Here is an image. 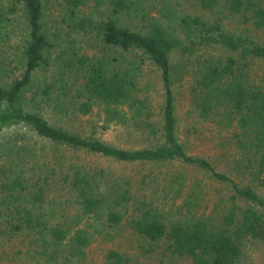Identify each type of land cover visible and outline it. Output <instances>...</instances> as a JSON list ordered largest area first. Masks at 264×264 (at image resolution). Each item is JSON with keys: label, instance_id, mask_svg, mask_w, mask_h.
<instances>
[{"label": "trees", "instance_id": "1", "mask_svg": "<svg viewBox=\"0 0 264 264\" xmlns=\"http://www.w3.org/2000/svg\"><path fill=\"white\" fill-rule=\"evenodd\" d=\"M261 34L264 0H0V264H91L121 230L161 264H264Z\"/></svg>", "mask_w": 264, "mask_h": 264}, {"label": "rangeland", "instance_id": "2", "mask_svg": "<svg viewBox=\"0 0 264 264\" xmlns=\"http://www.w3.org/2000/svg\"><path fill=\"white\" fill-rule=\"evenodd\" d=\"M49 13H52V15L54 14L51 11H49ZM260 36L264 39V34H261ZM181 63L182 60L180 59V57L178 55H174L173 65L176 69L181 67ZM150 75H152V77L147 78H150L151 81H153L154 83L157 82L158 77H153L155 76V73L153 71L150 73ZM186 81L187 77H180L179 80H176L174 85L176 91L177 109L178 113L181 116L184 115V112L187 110V100L184 93V86ZM151 92H153L154 95L155 91L152 90ZM115 129H111V131H108L105 134V138L111 141H118V138L116 136V131L118 132V130ZM197 135L199 138L190 137V145L191 147H193V152L201 155H214L215 151H217L216 145L219 141V137L214 131V129L212 128L208 131L203 132V134ZM110 164L118 173L120 171H123L125 173H131L132 170H135L134 167L130 165H122L119 163ZM144 243L145 241H143L137 235H134V233H132L130 230H121L112 240L97 239L89 249V259L91 264H109L105 260V252L108 249H117L126 254L127 256L132 257L134 261H139L146 264H150L152 262L154 264H161L159 261L154 259L151 260V258H147L144 255L143 251L140 248V245ZM17 248L18 245L15 246V244L6 245L5 249L10 253L12 259L9 264H28L23 257L18 255L17 252H15V254H12L13 251H15ZM163 264L170 263L165 262Z\"/></svg>", "mask_w": 264, "mask_h": 264}]
</instances>
